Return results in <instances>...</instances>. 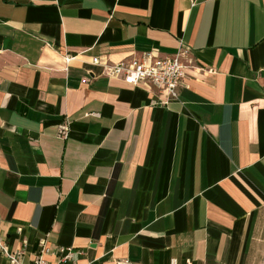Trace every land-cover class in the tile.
<instances>
[{"label":"crops","instance_id":"obj_1","mask_svg":"<svg viewBox=\"0 0 264 264\" xmlns=\"http://www.w3.org/2000/svg\"><path fill=\"white\" fill-rule=\"evenodd\" d=\"M181 41L177 100L91 65ZM0 236L22 264H264V0H0Z\"/></svg>","mask_w":264,"mask_h":264},{"label":"built area","instance_id":"obj_2","mask_svg":"<svg viewBox=\"0 0 264 264\" xmlns=\"http://www.w3.org/2000/svg\"><path fill=\"white\" fill-rule=\"evenodd\" d=\"M197 1L191 0L192 5L195 6ZM192 51L189 45L181 41L174 55L161 57L155 55L153 52H144L139 57H130L117 63L111 62L106 57L97 56L92 58L91 65L101 67L103 75L108 78L120 79L132 86L140 84L149 85L161 92H166L171 100H177L180 88L187 75L186 70L193 68L196 64ZM69 135V124L62 123L59 127V137L67 139ZM41 247V255L37 257L35 264H48L44 258V254L49 252L45 240L41 241ZM0 249L6 254L8 253L1 236ZM57 253L62 255L59 264H66L67 262L75 264L73 259L74 253L71 249L58 248ZM25 254L26 248L18 250L13 254H7L9 263L22 264ZM119 264L131 263L124 260L120 261ZM171 264H177V260L173 259Z\"/></svg>","mask_w":264,"mask_h":264}]
</instances>
